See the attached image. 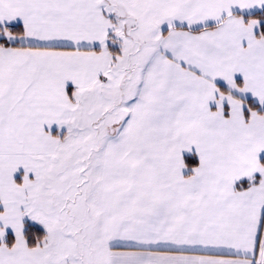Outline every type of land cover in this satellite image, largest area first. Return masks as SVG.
<instances>
[{
	"label": "snow or ice",
	"instance_id": "obj_1",
	"mask_svg": "<svg viewBox=\"0 0 264 264\" xmlns=\"http://www.w3.org/2000/svg\"><path fill=\"white\" fill-rule=\"evenodd\" d=\"M0 264H264V0H0Z\"/></svg>",
	"mask_w": 264,
	"mask_h": 264
}]
</instances>
